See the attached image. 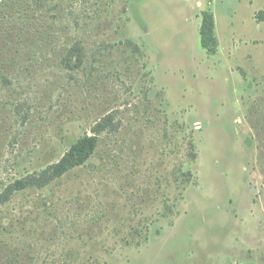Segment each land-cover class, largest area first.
<instances>
[{
    "label": "rangeland",
    "instance_id": "rangeland-1",
    "mask_svg": "<svg viewBox=\"0 0 264 264\" xmlns=\"http://www.w3.org/2000/svg\"><path fill=\"white\" fill-rule=\"evenodd\" d=\"M100 123L0 264H264V0H0V192Z\"/></svg>",
    "mask_w": 264,
    "mask_h": 264
},
{
    "label": "trees",
    "instance_id": "trees-1",
    "mask_svg": "<svg viewBox=\"0 0 264 264\" xmlns=\"http://www.w3.org/2000/svg\"><path fill=\"white\" fill-rule=\"evenodd\" d=\"M216 23L211 12H204L200 30L201 46L210 55L217 52L215 36ZM106 125L98 124L94 131L96 135H86L79 138L65 155L57 162L30 176L22 177L0 192V206L7 204L18 193L29 189H45L76 168L84 166L95 154L98 147V136Z\"/></svg>",
    "mask_w": 264,
    "mask_h": 264
}]
</instances>
